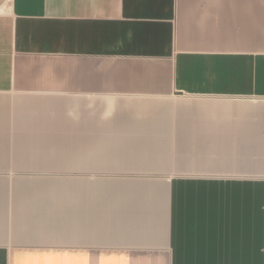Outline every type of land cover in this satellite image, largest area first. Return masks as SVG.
<instances>
[{
  "label": "crops",
  "instance_id": "1",
  "mask_svg": "<svg viewBox=\"0 0 264 264\" xmlns=\"http://www.w3.org/2000/svg\"><path fill=\"white\" fill-rule=\"evenodd\" d=\"M263 163L264 0H0V264H264Z\"/></svg>",
  "mask_w": 264,
  "mask_h": 264
},
{
  "label": "rangeland",
  "instance_id": "2",
  "mask_svg": "<svg viewBox=\"0 0 264 264\" xmlns=\"http://www.w3.org/2000/svg\"><path fill=\"white\" fill-rule=\"evenodd\" d=\"M211 166L213 169L216 168L218 170H233V169H240L242 167V169H245L244 167L245 166H248L249 168H247L248 170H251V167L254 168H257L256 166L257 165H240V164H224V163H216V164H212V165H209ZM258 168L259 169H263L264 170V163L263 164H260L258 165Z\"/></svg>",
  "mask_w": 264,
  "mask_h": 264
}]
</instances>
